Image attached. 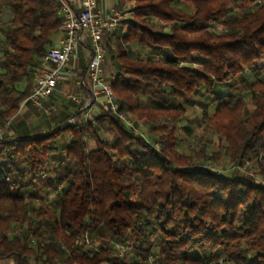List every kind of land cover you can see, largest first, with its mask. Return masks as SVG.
<instances>
[{
  "label": "trees",
  "instance_id": "16d2710c",
  "mask_svg": "<svg viewBox=\"0 0 264 264\" xmlns=\"http://www.w3.org/2000/svg\"><path fill=\"white\" fill-rule=\"evenodd\" d=\"M181 1L193 11L182 10ZM254 2L136 0L116 45L104 37L106 55L119 69L111 82L119 110L147 119L157 135L134 132L106 107L82 124H59L41 136H0V260L151 264L155 257L154 264H264V184L253 175L206 168L204 146L179 151L175 123L185 109L171 106L201 89L210 94L201 120L226 143L233 164L255 162L264 178V79L248 86L252 109L246 119L245 95H213L215 84L254 71L264 58V0L250 9ZM58 5L0 0L2 127L29 95L40 58L60 30ZM234 7L238 13H230ZM152 20L168 24L167 30ZM217 23L225 28L220 33L212 31ZM129 44L139 50L131 54ZM63 134L69 140L58 146ZM59 150L64 156L49 170ZM38 188L55 192V214L29 205L25 191ZM15 226L19 231L8 235ZM154 232L161 238L156 254L148 240ZM83 234L90 245L78 242ZM127 239L134 240L133 254L123 260L112 249Z\"/></svg>",
  "mask_w": 264,
  "mask_h": 264
},
{
  "label": "crops",
  "instance_id": "0c3cea01",
  "mask_svg": "<svg viewBox=\"0 0 264 264\" xmlns=\"http://www.w3.org/2000/svg\"><path fill=\"white\" fill-rule=\"evenodd\" d=\"M65 1L74 10H78V0ZM94 3L95 10L103 16L110 14L112 10H122L124 8H130L132 10L131 14L129 15V18H122L114 29L113 33L105 36V39H109L110 43L115 46L117 42V37L124 35L126 32L125 21H129L132 19L133 9L136 6V0H94ZM60 34L61 26L59 32L56 35V38H58ZM127 49L131 52V54L139 50L138 48L134 50L131 45L130 48L129 46H127ZM90 55L91 50L87 42L85 41V43L79 44L73 52L72 56L69 58L62 77L57 81L54 92L50 96L42 100L38 105H33L29 101H24V103L21 104L23 102L21 101L18 112L15 114V116L6 121L3 127L0 126V136L14 138L41 136L48 133L51 129H53L55 126H58L59 124L60 127H63L68 124H82L87 119H91L95 116H98L102 109H106L107 105L104 96L101 93H98L96 95L92 94L89 88V81L86 75V68ZM117 73H119L117 65L114 64L106 55V58L103 62V79L111 81V77L114 74L116 75ZM254 74H256L258 77L255 78ZM239 76L242 77L240 78ZM237 77H239V84L237 85L239 87H245L246 89L244 91H247V86L253 83L255 79H264V59H261L257 62L254 71L250 69H244L239 75H237ZM246 84L248 85L246 86ZM70 96H75L76 99L73 100ZM204 96L205 93L201 89L197 93L193 94L191 98L187 101H196L198 99H200L199 101H204L206 100ZM142 100L147 105H155V103L148 98L143 97ZM182 101L184 100L174 99L171 103V106H175L176 104L182 105ZM208 102L209 101L202 102L200 104V110L201 107L207 104ZM183 108L185 109L184 106ZM213 109L214 106H211L209 108V113H212ZM78 111L80 112L79 117L73 116ZM87 114L89 115L87 116ZM17 117H20L18 119L21 120L18 123V129H15V131H13L15 133L14 134L12 131H8L7 128L9 127L10 122L16 119ZM29 119L31 120L30 124H28L27 126L24 125L23 122ZM132 121L134 127H136L138 120L132 118ZM140 121H142L143 123L145 122L150 124V122L145 118ZM185 130L192 135V130L190 128H186ZM99 133H101V135H104L105 137V133L103 131H100ZM68 140L69 136L66 135L64 144ZM55 167L56 164L53 161L50 162L48 169L51 170ZM157 237L160 238L159 234L157 235ZM2 260H6L7 264H13L11 259ZM28 264L39 263L30 258L28 260Z\"/></svg>",
  "mask_w": 264,
  "mask_h": 264
},
{
  "label": "built area",
  "instance_id": "2783aa9c",
  "mask_svg": "<svg viewBox=\"0 0 264 264\" xmlns=\"http://www.w3.org/2000/svg\"><path fill=\"white\" fill-rule=\"evenodd\" d=\"M57 14L61 19V34L51 44L48 50L40 58L38 67L33 73V81L29 95L23 100L33 105H38L42 100L50 96L57 81L62 77L67 62L79 44L87 42L91 50L88 60L86 75L92 94L101 93L104 96L107 109L119 121L138 133L133 125L132 118L119 110L117 96L111 87V81L103 79V62L106 58L104 37L113 33L122 18H129L132 10H112L108 15H101L95 10L94 0H78V10H74L65 0H58ZM158 58V55H154ZM75 100V96H70ZM89 114H87L88 116ZM80 243L90 245L91 239L87 234L77 236ZM128 241L114 244L117 257L126 260L128 250L132 249ZM132 253V251H131ZM151 262V259L149 260Z\"/></svg>",
  "mask_w": 264,
  "mask_h": 264
},
{
  "label": "rangeland",
  "instance_id": "374dc122",
  "mask_svg": "<svg viewBox=\"0 0 264 264\" xmlns=\"http://www.w3.org/2000/svg\"><path fill=\"white\" fill-rule=\"evenodd\" d=\"M262 2V0H255V2L249 6L250 9H254L257 5H259ZM179 7L186 11V12H192L193 6L192 4L181 1L179 2ZM238 8L234 7L233 10L230 13H238ZM154 22V25L157 28L165 29L167 30L168 24L158 23L155 20H152ZM216 22V21H215ZM225 28L221 25L214 24L212 31L214 33H220L221 30H224ZM129 44V48H130ZM134 50H136L138 47L131 45ZM264 59V58H262ZM260 75V74H259ZM261 76V75H260ZM240 78L242 76H239ZM239 77H234L230 79L229 81L222 83V84H216L213 88V95L219 96V95H228L229 93H238L243 94L244 96V102H243V117L246 119L248 117L249 112L252 109V102L250 100V97L247 95V91H244L246 88L239 87L237 84ZM254 77H258L256 74H254ZM237 85V86H236ZM248 84H246L247 86ZM248 87V86H247ZM244 91V92H243ZM210 94H206L204 98L206 100L199 101L198 100H192L182 101V105L185 107L184 115L176 121L175 125L177 127L176 131V137H177V148L181 152L185 151H198L201 149V147H205L206 153H207V159L204 160L202 163L206 168H209L216 174H224L231 171H238V173L247 175V176H254L257 178L262 184H264V178H261L257 175V172L259 170L258 165L255 162H249L244 161L241 165L233 164L229 158V149L227 148L226 143L219 139L218 136L215 134V132L212 130V128L205 123L203 120H201V110H200V104L202 102H207L211 99ZM203 100V99H201ZM211 114V113H210ZM20 117H17L16 119L12 120L9 124V127L7 128L8 131H15V129H18V123L21 119H18ZM142 120V119H140ZM138 120L136 124V129L138 133L145 138L149 137L150 135L154 134L157 135L160 133V131L156 132L151 127V123H143L142 121ZM31 120L24 121V125L30 124ZM190 128L192 131V135L189 134L185 129ZM189 131V130H188ZM14 133V132H13ZM15 134V133H14ZM20 135V134H19ZM104 136V135H103ZM105 136H107L105 134ZM66 135L60 136V138L57 141L58 146L64 145ZM90 144L92 145V141L90 140ZM64 156V151L59 150L57 154L54 155L52 162L54 161L57 165L60 158ZM262 162H264V159H262ZM42 178H46L45 175ZM40 186V185H39ZM26 195L28 196V203L32 207H38L43 206L44 208L48 207L51 213L55 214V211L57 209V205L54 202V195L55 192L51 189L47 190L44 188H38L37 190L28 189L25 191ZM35 196V197H32ZM42 227V226H41ZM44 228V227H42ZM18 232L19 227L15 226L10 231L7 232L8 235L12 234L13 232ZM157 233H153L149 236L148 240L153 243L152 245V252L153 254H156L160 248V238L157 237ZM127 241L132 244L134 243L133 239H127ZM79 242V240H78ZM132 246V245H131ZM132 249L128 250L127 255H132L131 253ZM112 254L116 255L115 248L112 249ZM117 256V255H116ZM151 262L154 264L155 257L150 258ZM149 259V260H150ZM127 260V259H126ZM148 260V261H149ZM6 260H1L0 264H7ZM222 262V261H221Z\"/></svg>",
  "mask_w": 264,
  "mask_h": 264
}]
</instances>
